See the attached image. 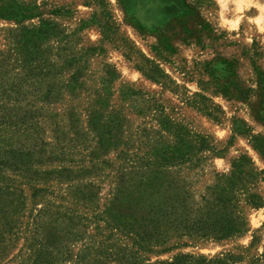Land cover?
<instances>
[{
  "label": "trees",
  "instance_id": "1",
  "mask_svg": "<svg viewBox=\"0 0 264 264\" xmlns=\"http://www.w3.org/2000/svg\"><path fill=\"white\" fill-rule=\"evenodd\" d=\"M91 1L96 9L82 24L97 23L105 38L121 40L130 55L133 47L117 32L110 3ZM134 4L151 14L139 17L138 9L132 10L141 28L159 26L156 14L162 6L155 0ZM9 7L18 8L7 16L19 23V33L15 46L0 52V242L12 236L14 264H241L244 256L230 252L214 257L180 253L171 261H152L150 255L188 245L185 236L225 240L247 233L248 208L264 205L258 188L264 169L242 154L229 172L213 170V181L197 196L190 174L205 170L225 151L215 137L193 132L172 119L159 98L143 93L144 108L172 138L159 136L144 153L142 143L133 150L124 141L134 133L121 103L142 91L128 85L115 100L113 83L120 73L114 64L105 63L95 83L86 54H61V61L53 57L55 45L49 43L60 32L53 18L58 9L46 17L33 3L3 9ZM33 18L39 23L23 24ZM144 61L137 68L149 79L165 87L172 81L155 60ZM260 83L263 107L264 76ZM192 104L220 120L219 106L206 96ZM248 132L239 129V134ZM253 140L264 158V135ZM111 150L118 162L102 159ZM107 174L112 196L101 205L96 179ZM89 224L94 240L74 254L71 248L87 235ZM249 263L264 264V253Z\"/></svg>",
  "mask_w": 264,
  "mask_h": 264
},
{
  "label": "rangeland",
  "instance_id": "2",
  "mask_svg": "<svg viewBox=\"0 0 264 264\" xmlns=\"http://www.w3.org/2000/svg\"><path fill=\"white\" fill-rule=\"evenodd\" d=\"M87 1L0 0V52L6 53L15 46L13 41L19 33V23L11 18L13 15L11 19L7 16L18 8L5 10L3 7L33 3L46 17L58 9L53 18L60 32L55 34L57 40L51 39L49 43L55 45L53 57L61 61L64 58L61 54H86L88 70L94 73L95 83H99L105 63L114 64L120 73V78L113 83L115 100L121 98L120 89L128 85L142 91L137 97L127 98L121 103L134 133L132 137L129 134L125 136L124 141L133 144V150L142 143L146 149L140 153H144L159 136L172 138L171 133L153 119L150 110L144 108L141 96L145 93L159 98L172 119L182 122L195 133L213 135L218 146L225 149L223 156L215 157L211 166L198 174H190L189 178L197 181V189L194 190L197 196L213 181V170L229 172L233 161L242 154L248 155L259 170L264 169V158L253 146V136L264 135V103L262 107L260 102V78L264 76V0H155V4L163 7L162 12L160 10L156 14L160 24L155 28H141V22L135 19L132 10L138 9L139 17H150L151 14L148 10L139 9L140 5L135 7L134 0H107L117 32L133 47L130 55L121 40L105 38L97 23L82 24V21L91 19L96 9L93 1ZM39 19L33 18L23 24L39 23ZM169 22L168 26L166 23ZM164 28L166 30L159 34ZM88 48L94 51H88ZM15 55L13 53V62ZM146 57L155 60L170 76L172 81L169 80L166 87L149 79L137 68V63H144ZM204 96L209 103L219 106V121L193 106V100H201ZM247 128V134H239V129ZM106 157L119 161L115 158V150L103 155L102 159ZM180 171L183 175L188 174L184 167ZM110 177L109 174L96 179L100 186L96 191H99L101 205L112 196ZM258 188L264 198V180L261 179ZM55 190L61 192L63 189L56 187ZM247 217L249 231L240 237L194 240L185 236L182 241H189L188 245L159 255L152 254L150 258L152 261H171L180 253L214 257L230 252L244 256L241 264H250L251 258L264 253V205L249 207ZM93 226L89 224L87 235L71 248L74 254L83 243L90 244L94 240L88 235L94 233ZM9 236L0 242V247L1 244L5 246L4 250L0 249V264H14L15 250L12 236Z\"/></svg>",
  "mask_w": 264,
  "mask_h": 264
}]
</instances>
